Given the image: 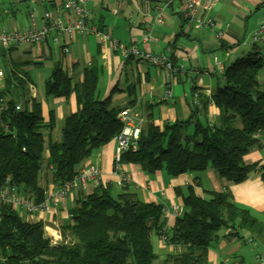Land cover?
Segmentation results:
<instances>
[{"label": "trees", "instance_id": "trees-1", "mask_svg": "<svg viewBox=\"0 0 264 264\" xmlns=\"http://www.w3.org/2000/svg\"><path fill=\"white\" fill-rule=\"evenodd\" d=\"M253 44V51L225 66L221 85L208 97L200 96L186 119L162 126L149 118L143 122L136 149L122 152L119 165L131 163L169 177L211 168L231 183L257 171L264 183V163L243 159L258 143L254 133H264V82L257 78L264 60L262 47ZM11 65L0 86V186L9 177L18 192L40 202L45 197L40 171L49 168L56 186L71 178L120 131V109L111 106L109 96L98 97L95 66L84 68L81 81L72 82L56 62L44 81V96L68 98L74 93L77 108L64 116L60 137L46 140L53 115L47 123L43 120L28 72L21 63ZM208 102L219 108L215 123L206 118ZM176 191L182 195L183 211L165 235L179 249L162 258L151 240L164 227L161 205L109 182L74 198L58 241L45 233L42 222L27 221L10 205L0 204V264H209L208 249L222 230L231 236L246 231L264 242V220L235 204L227 191H206L208 197L191 186Z\"/></svg>", "mask_w": 264, "mask_h": 264}, {"label": "crops", "instance_id": "crops-1", "mask_svg": "<svg viewBox=\"0 0 264 264\" xmlns=\"http://www.w3.org/2000/svg\"><path fill=\"white\" fill-rule=\"evenodd\" d=\"M36 3L42 11L49 9L51 5L42 0H36ZM87 6L90 26L109 34L110 38L117 39L124 45L165 55L175 66H181V70L168 76L159 67L134 58L123 60L119 53L110 49L109 40L104 41L89 33H79L70 41V50L64 56H61L49 40L38 47L21 45L5 52L0 51V70L3 72L0 86L5 72L12 67V62L21 63L23 70L27 71L30 62L39 64L45 58L54 56V63L58 62L63 69H71L69 76L72 82L81 81L84 68L95 66L99 70V98L109 96L110 104L115 108H132L138 113L142 124L149 118L156 126H162L164 122L184 120L190 115L195 107L194 92L198 93V99L200 96L208 97L221 85L225 66L235 58L254 50L252 33L264 22V0H214V6L208 15L224 30L221 39L215 38L213 30L187 27L176 1L88 0ZM159 7H162V20L157 22L156 10ZM7 17L8 11L5 14L3 10L0 13V28L7 29L14 22L11 17ZM226 24L229 25L227 29ZM257 78L259 80V73ZM259 82H264V78ZM31 83L29 88H32L30 92L34 96L32 79ZM166 90L171 91V96L164 98ZM34 97L38 99L37 96ZM39 101L46 123L50 113L53 115V128L45 131L46 140H57L64 116L77 108L75 94L71 93L68 98L43 96ZM205 111L207 120L215 123L219 108L208 102ZM191 129L192 127L188 131L191 132ZM115 148L116 142L112 138L94 150L79 167H98L104 183L110 182L114 185L118 172H125L128 181L123 187L135 192L143 201L161 205L165 232L173 226L176 216L183 211L182 195L176 189H185L187 186L193 187L204 197H208L206 191H227L235 204L247 208L258 220H264V183L257 171H252L239 183H231L211 168L197 175L182 173L175 177H169L163 171L147 173L131 163L121 164L117 169L114 165ZM47 155L45 150V156ZM243 159L247 163H264L263 132L258 136L256 146ZM39 185L47 192L56 187L51 181L49 168L40 171ZM90 189V186L79 188L56 204L50 203L47 210L37 211L31 216L23 214L20 217L27 221L42 222L45 233L60 240V227L69 221V210L74 198ZM225 234V230L220 231V237L209 247V264H264V242L251 238L246 231H240L238 236ZM151 240L160 258L167 252L179 249L163 244L155 233L151 234Z\"/></svg>", "mask_w": 264, "mask_h": 264}, {"label": "built area", "instance_id": "built-area-1", "mask_svg": "<svg viewBox=\"0 0 264 264\" xmlns=\"http://www.w3.org/2000/svg\"><path fill=\"white\" fill-rule=\"evenodd\" d=\"M172 1L179 3L180 15L187 27L192 26L197 29L213 30L217 39H221L224 36V30L220 29L218 23L208 15L214 6V0H168V2ZM45 2L51 3V5L49 9L42 11L40 17H36L33 10L28 11L25 14L23 26H16L12 21L7 29L0 28V51L5 52L21 45L38 47L46 40H49L61 56H64L69 52L70 41L73 40L75 34L89 33L104 41L109 40L110 49L119 53L123 60L134 58L159 67L168 76H172L181 70V66H175L165 55L139 50L132 45H124L117 39L110 38L109 34L97 30L94 26H90L88 24V0H51V2L45 0ZM4 13L6 14L7 11L4 10ZM161 16L162 7H159L156 10L157 22L162 20ZM228 26L226 24L225 28L227 29ZM251 41L259 44L264 49V22L259 24L253 31ZM64 70L68 75L71 74L70 68H65ZM2 73L0 70V77H2ZM170 96L171 91L166 90L164 98ZM197 100L198 93L194 92L193 102L197 103ZM16 109H19V106H16ZM117 118L122 124L120 131L113 136V140L116 142L114 162L118 169L121 153L128 149H136L142 122L138 113L130 107L120 109L117 113ZM260 133L261 131H256L254 137L258 138ZM126 181H128V175L119 171L115 186L121 187ZM102 183L104 181L101 170L98 167L92 165L81 166L77 168L71 178L60 183L49 192L44 191V199L36 202L32 198L18 192L17 188L11 184L10 178L6 177L0 186V204L10 205L20 216L23 214L31 216L37 211L47 210L50 203L56 204L79 188L86 186L96 187ZM159 239L163 244L174 246L169 243L164 227L159 234ZM52 240L58 241L59 239L53 236Z\"/></svg>", "mask_w": 264, "mask_h": 264}, {"label": "rangeland", "instance_id": "rangeland-1", "mask_svg": "<svg viewBox=\"0 0 264 264\" xmlns=\"http://www.w3.org/2000/svg\"><path fill=\"white\" fill-rule=\"evenodd\" d=\"M3 10L8 11V17H11L14 20L16 26H23L25 22V14L28 11L33 10L36 17H40L42 14V8L36 3V0H0V13H2ZM260 52L264 59V49L262 48ZM55 60L56 57L54 56L47 57L42 63L35 64L34 62H30L27 65L26 69L29 72L34 85L33 94L34 96H37L39 100L44 96V80L49 76ZM263 78L264 66L259 71V81H262Z\"/></svg>", "mask_w": 264, "mask_h": 264}]
</instances>
